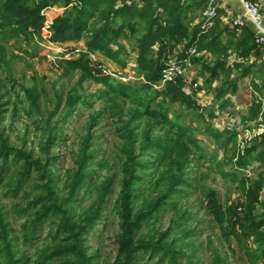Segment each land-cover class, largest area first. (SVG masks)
<instances>
[{"label":"trees","instance_id":"trees-1","mask_svg":"<svg viewBox=\"0 0 264 264\" xmlns=\"http://www.w3.org/2000/svg\"><path fill=\"white\" fill-rule=\"evenodd\" d=\"M209 0H195L193 8L204 10ZM57 7L61 10L54 14L53 36L51 40L57 43L69 41L78 42L85 39L86 52H81L75 59L62 58L59 60L63 68V76L70 77L80 73L79 85L85 81H93L107 88L104 93L105 99L111 95L130 97L128 86L116 81L109 75H104L103 70L91 66V55L99 52L120 66L125 67V57L128 51L121 40L127 41L137 49L135 71L138 76L145 80L143 89L155 88L164 78V72L169 67L170 57H177L179 64L189 60L203 79V85L198 89L213 92L215 99L220 103V109L227 108L228 94H236L240 78L250 73V67L240 72L244 66L242 63L229 65L230 53L247 59L251 55L259 56L261 45L255 41L251 28H238L224 24L221 20L223 11L217 10L213 18V26L204 31L202 24L191 27L185 18L187 5L185 0H0V71L4 62L5 49L2 44H8L11 40H29L31 34L39 33L43 26L45 16L41 14L47 7ZM181 46V50L178 46ZM196 49L199 54H192ZM208 55V56H207ZM124 57V58H123ZM97 71V72H96ZM239 76H232L238 72ZM217 85L215 86V84ZM264 89V81L262 85ZM3 86L0 81V126L2 124V99ZM184 82L180 77L167 82L164 89H156L154 97L140 101L144 107L142 112L134 113L135 121L141 117H147L152 122L164 125L168 129L169 136L153 139L151 131L146 132L142 140L141 151H155L162 155L167 164L163 173V180L159 181L155 190H159L155 197L147 198L143 206L136 208L138 187L145 180L141 174L147 169V161L142 162L141 155H136L134 148L136 140L121 130L122 141H130L127 150L123 151L125 161L122 164V180L119 185V193L115 201L114 210L118 214L120 232L116 243L118 254L112 264H134L141 254L152 252L160 254L158 247L150 245L143 236L142 229L155 215L165 210L168 202L182 192V188L189 185L186 168L190 161L192 147L196 146V139L189 135L187 130L169 118V109L166 105H151L159 98L166 104H180L192 111H199L193 95L185 89ZM25 93L26 107L29 114H37L39 109V92L32 89H22ZM99 98L98 95L82 96L76 90L69 93L64 102L66 117L72 116L76 106L89 105L90 98ZM63 104L60 98L58 108ZM257 111L261 110V104L255 103ZM52 112L47 119H40V124H45L48 132L47 139L41 144L42 156L35 158L31 152L17 149L9 144L7 137L0 128V177L2 178L7 167H4L10 159L20 166L16 175L15 190L23 189L31 184L36 191L41 193L30 201L23 214L31 209L39 210L34 214L30 228L26 233V240L32 241L37 237L48 219L56 218V233L52 247L40 250L35 261L21 255L13 236V229L7 218V213L0 204V264H95L96 255H89L82 246L83 236L102 220L103 208L108 203V197L114 191L115 177H110L103 183L101 196L95 204L80 219L76 220L70 214V208L76 202V196L83 189L86 182L92 181V161L94 153L90 151V136L80 149L75 161V168L67 178L68 195L63 197L57 188V178L53 171L56 166V157L50 156V149L60 139L57 132L60 130L59 123L50 126ZM210 113V118H218V114ZM251 119H256L253 113ZM134 121V122H135ZM257 121V120H256ZM154 123V124H155ZM209 135L217 138L223 134L217 130L206 128ZM239 132L225 133L223 146L228 148L237 139ZM220 136V137H219ZM233 158L234 171L224 172V165L213 164V170L230 178L238 184L240 199L236 203L221 206L216 192L208 190L205 195L208 202V210L218 225L221 236L231 245L234 240L243 255L245 264H264V173L259 172L257 179H250L244 175L255 164L258 168H264V134L255 139L251 146L244 151L243 155ZM225 164V163H224ZM239 172V173H238ZM164 182V186L161 187ZM63 236V237H61ZM165 252L161 258H169ZM175 262V261H174Z\"/></svg>","mask_w":264,"mask_h":264},{"label":"rangeland","instance_id":"rangeland-1","mask_svg":"<svg viewBox=\"0 0 264 264\" xmlns=\"http://www.w3.org/2000/svg\"><path fill=\"white\" fill-rule=\"evenodd\" d=\"M30 1L32 3L39 0ZM245 1L256 3L264 14L261 2ZM60 10L54 6L42 10L41 14L45 16L43 26L39 33L31 34L29 40L14 39L8 44H2L5 55L1 64L0 81L3 86L1 94L4 98L1 100L3 107L0 128L12 147L31 152L35 158H38L42 156L41 144L47 139L49 132L45 124L39 123L40 119H47L52 112H55L50 126L59 123L61 128L57 133L60 139L48 154L57 159L53 171L58 181L59 194L63 197L68 195L67 178L75 168V161L83 141L88 135L90 136V151L94 153L90 168V171H93V180L86 182L75 197L76 202L71 206L70 214L76 220H80L101 196L103 183L110 177H115L114 191L103 208L102 220L90 230L89 234L82 237V246L87 253L97 256L95 264H112L118 254L116 238L120 228L114 205L119 193V183L122 180L121 169L125 161L123 151L127 150L130 143V141H122L121 130H124L132 140H136L135 154L142 156L140 161L148 163L147 169L141 174L145 180L138 187L139 199L136 208H141L147 198L155 197L160 191L155 188L159 181H164L162 176L167 164L158 152L146 153L141 151L140 147L146 132L151 131L153 139L169 136V132L166 126L155 122L154 124L147 117L135 121L134 113L144 110V107L139 105L140 101L145 104L146 100L154 97L156 89H164L167 82L176 77L182 79L184 89L193 95L196 104L200 107L199 111H192L180 104L168 102L165 104L161 98L151 106L157 109L160 105H166L165 107L169 109V118L196 139V146L192 147L186 168L189 185L182 188V192L168 202L165 210L157 213L142 229L146 242L157 246L160 254H152V252L141 254L134 264H245L236 242L232 240L230 245L222 238L221 231L208 210L205 195L208 194V190L215 191L223 207L227 206V203L230 205L239 201L238 184L230 178H225L212 167L213 164L223 163L224 172L234 171L236 161V158H233L234 152L237 150L235 157L243 155L252 142L262 136L264 132L260 133L257 125L264 117L254 121L249 119L253 115L246 114L245 110H237L233 107L220 109V103L215 99L213 92L195 89L196 84L203 85V79L198 77L199 70L196 68L192 73L186 69L184 74H175L172 80L163 78L153 89H143L145 80L135 71L137 56L128 54L125 57L127 64L122 67L99 52H94L90 56L91 66L103 70L104 75H109L127 85L128 93H131L130 97L111 95L105 99L104 93L107 88L103 85L93 81H85L79 85V72L70 77L63 76L60 57L63 54H71L72 47L67 45L75 42L57 43L51 40L54 14ZM254 30L257 33L255 27ZM1 31L3 30L0 28V33ZM78 42H82L81 47L84 45L87 47L85 39ZM81 47L77 46L78 49ZM76 54L73 53L72 56ZM235 56L238 60L242 59L236 54ZM237 75L238 73L233 72L231 77ZM33 87L38 90L40 96L38 100L40 111L37 114L28 113L25 93L22 91ZM75 90L82 96L95 94L99 98H90L88 106L78 104L74 114L66 117L64 102L67 95ZM60 98L63 99V104L56 110ZM211 112L218 114V118H210ZM248 115L250 116L245 118ZM206 128L217 130L219 132L217 134H223V138L207 134ZM228 131H238L240 134L228 148H225L223 139ZM169 137H172V134ZM17 165L10 159L3 166V168L7 167V171L2 178L0 177V204L7 213L13 236L17 238L15 244L21 255L35 261L40 250L55 245L53 239L58 220L48 219L34 240H26L25 236L31 220L39 207L29 208L24 214L20 211L41 193L31 184H27L19 191L15 190L16 175L20 167ZM259 172L264 173V168H258L255 164L244 175L250 179H257ZM163 186L164 182L161 187ZM165 252H168L170 257L162 259L161 256Z\"/></svg>","mask_w":264,"mask_h":264},{"label":"crops","instance_id":"crops-1","mask_svg":"<svg viewBox=\"0 0 264 264\" xmlns=\"http://www.w3.org/2000/svg\"><path fill=\"white\" fill-rule=\"evenodd\" d=\"M185 1L187 5H191V7H187V10L185 11L186 21L191 27H194L197 24L203 25L204 21L206 20L205 12L209 9L211 3L215 7H217V10L220 9L221 11H223L221 20L224 24L232 25L231 22L235 18L241 17L244 14V7H243L244 0H209V3L204 10H201L198 7L196 9L192 7L195 0H185ZM255 1L261 2L264 8V0H255ZM244 27H249L252 29L256 41L257 33L254 30V25L250 21H247ZM122 43L125 45L128 54H133L134 56H137V49L132 47V45H130L127 41H123ZM68 46L72 47L70 48L71 49L70 51L72 53L70 52L71 54L61 55L60 57L61 59L62 58L75 59L79 56L81 52L87 51V47H85V45L81 47L82 42H75V43L72 42L70 43V45H67V47ZM77 46L81 48L78 49ZM178 49L181 50L180 45L178 46ZM73 53H77V54L75 56H72ZM233 63H242L244 65L240 69V72L245 71L250 66L251 68H250V73L247 76L239 79L238 90L236 94L233 95L228 94L226 96V98H228L229 100L227 108L233 107L237 110L242 109L245 110V112H247L246 114L250 113L251 116L253 113H255V115L257 113L256 115L257 118L264 117V89L262 87L264 81V47H262L259 56L251 55L247 59L242 58L241 60H238L234 53H230L229 65L232 66ZM195 68L196 67L192 65V67L188 68V70L189 72L192 73V71ZM235 73H238L237 76H239L240 74L239 71ZM255 103L261 104V110L257 111L256 108L257 106L254 105ZM250 115L245 116V118L249 117ZM257 118L254 119V121H256ZM249 119H251V117H249Z\"/></svg>","mask_w":264,"mask_h":264},{"label":"built area","instance_id":"built-area-1","mask_svg":"<svg viewBox=\"0 0 264 264\" xmlns=\"http://www.w3.org/2000/svg\"><path fill=\"white\" fill-rule=\"evenodd\" d=\"M244 14L241 17L235 18L231 23L233 26L238 28H243L247 21H250L254 27L257 29L256 43L258 45H264V14L261 13L258 5L253 2L243 1ZM217 15V7L212 3L209 9L205 12L206 20L202 25L204 31L209 30L213 26V18ZM192 54H198L196 49L191 50ZM192 67V63L189 60H185L182 64H179L178 58L171 57L169 60V67L164 72V80H172L175 74H184L186 69ZM187 85V84H186ZM199 85H195V89H198ZM258 131L260 133L264 132V119H260L258 122ZM264 134V133H263Z\"/></svg>","mask_w":264,"mask_h":264}]
</instances>
